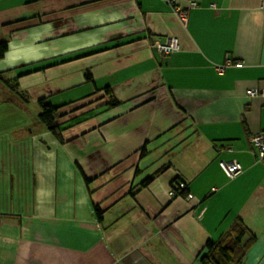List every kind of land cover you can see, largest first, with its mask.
Returning <instances> with one entry per match:
<instances>
[{"label":"crops","instance_id":"crops-1","mask_svg":"<svg viewBox=\"0 0 264 264\" xmlns=\"http://www.w3.org/2000/svg\"><path fill=\"white\" fill-rule=\"evenodd\" d=\"M6 11L0 264H202L205 244L238 222L239 264H264V163L249 141L264 131V96L246 94L264 89L263 0H16ZM170 37L179 50L160 54ZM40 100L57 109L61 141ZM220 161L242 170L229 179ZM173 180L193 199L169 196Z\"/></svg>","mask_w":264,"mask_h":264},{"label":"trees","instance_id":"trees-1","mask_svg":"<svg viewBox=\"0 0 264 264\" xmlns=\"http://www.w3.org/2000/svg\"><path fill=\"white\" fill-rule=\"evenodd\" d=\"M7 40L0 39V59L3 58L5 52L7 51ZM87 78L88 75H87ZM0 80H2L0 74ZM3 81V80H2ZM7 85L9 80L4 81ZM16 85L11 86L10 88L15 89ZM116 100L113 96H110V104H114ZM39 104L41 106V112L38 115L39 120L45 125V127L58 139L61 141L60 133L58 131L57 125L55 124V112L57 109L50 106L49 103L44 100H40ZM151 178L145 180L146 182L151 181ZM180 181V180H173ZM184 182V181H183ZM186 184V183H185ZM176 197L186 198V195L189 193L187 190V185L185 189L177 192ZM174 198V197H173ZM95 212L100 216V210L95 208ZM247 229L242 224L238 222L233 225L231 233H228L223 240L221 241H208L200 252V260L202 264H239L240 257L246 250L248 244L241 245V239L246 234ZM253 239V235L250 234L248 243Z\"/></svg>","mask_w":264,"mask_h":264},{"label":"built area","instance_id":"built-area-1","mask_svg":"<svg viewBox=\"0 0 264 264\" xmlns=\"http://www.w3.org/2000/svg\"><path fill=\"white\" fill-rule=\"evenodd\" d=\"M195 3H192L191 6H194ZM263 6H264V0H263ZM211 7H213V5H211ZM177 13H179V15L181 16V18L183 20H185V14L183 12H180L179 9H176ZM154 46L156 47L157 51L160 54L166 55V54H170L172 52L178 51L179 50V42L177 40V38L175 37H170L167 38L166 40H164L163 42H158L155 43ZM232 65V62L230 59H226L225 64L222 65H218L216 67V70L218 73H222L225 69L226 66ZM236 67H241L242 64L240 62H237L234 64ZM246 94L250 97H254L256 95H260V96H264V89L261 91H257V90H247ZM249 141L251 143V145L254 147V149L256 150V157L257 160L264 163V131L263 132H259L253 136H251L249 138ZM226 150L228 152L231 151L230 147H227ZM219 165L221 167V169L223 170V172L225 173V175L229 178L232 179L234 178L237 174L240 173V171L242 170L241 166L237 163H233V162H226V161H220ZM186 188V184L183 181H174L170 183V187H169V196L171 197H176L178 195L177 192H179L182 189ZM214 191V189H212ZM186 200H191L193 199V196L188 193L186 195Z\"/></svg>","mask_w":264,"mask_h":264},{"label":"rangeland","instance_id":"rangeland-1","mask_svg":"<svg viewBox=\"0 0 264 264\" xmlns=\"http://www.w3.org/2000/svg\"><path fill=\"white\" fill-rule=\"evenodd\" d=\"M23 1V0H22ZM16 2V0H0V9L2 10L0 13H3L4 17L6 16V14L8 13V11H6V9H8L9 7H12L13 4ZM3 26H8V25H3ZM4 29H1L0 26V39H2L4 34H3Z\"/></svg>","mask_w":264,"mask_h":264}]
</instances>
